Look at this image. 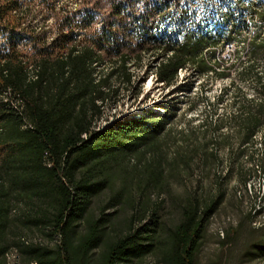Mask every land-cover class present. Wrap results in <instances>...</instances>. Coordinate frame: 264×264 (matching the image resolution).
Returning <instances> with one entry per match:
<instances>
[{"label": "trees", "instance_id": "1", "mask_svg": "<svg viewBox=\"0 0 264 264\" xmlns=\"http://www.w3.org/2000/svg\"><path fill=\"white\" fill-rule=\"evenodd\" d=\"M184 1L0 0L1 264L13 252L23 264H133L149 255L162 264H195L205 228L226 198L228 178L236 175L246 188L264 171V156H251L258 169L244 164L256 135L264 136L259 74L260 102L244 100L228 118L235 132L225 138L221 121L175 128L176 113L167 108L100 124L107 106L118 100L114 81L132 84L146 55L166 56L153 72L168 87L184 69L217 73L219 47L238 35L233 30L223 37L205 25V14L191 19ZM234 9L260 19L248 48L264 56V2L236 0L219 10L215 25L226 23ZM141 93L142 88L134 97ZM235 141L237 152L230 150ZM224 149L227 172L209 188L200 184L176 198L177 221L159 235L166 201L152 202L145 188L165 189L181 168L218 166ZM115 168H131L145 184L134 196H126L122 186L109 197V208L125 199L131 215L122 223L105 213L88 217ZM36 234L47 243L34 240ZM252 248L264 258V240Z\"/></svg>", "mask_w": 264, "mask_h": 264}, {"label": "rangeland", "instance_id": "2", "mask_svg": "<svg viewBox=\"0 0 264 264\" xmlns=\"http://www.w3.org/2000/svg\"><path fill=\"white\" fill-rule=\"evenodd\" d=\"M235 1H184L190 10L191 19H202L206 15L208 19H202L205 25L217 30L223 37L233 30L238 35L235 41L225 44L224 48L219 47L215 57L219 63L217 73L202 74L194 68L184 69L179 71L177 83L168 87L158 83L153 72L155 65L166 59V56L161 53L146 55L142 67L135 69L132 84L114 81L113 86L118 91V100L116 104L107 106L100 124L106 127L116 120H124L133 115L137 117L138 114H147L153 109L163 112L162 108H167L171 113H176L175 116H171L172 126L179 130L190 129L191 127H188L190 124L199 129L205 121L211 123L221 121L224 138L225 135L234 133V127L228 118L240 112V105L244 100L260 102L259 82L255 75L264 77V56L258 48L254 51L248 48V41L254 39L255 33L259 30L260 19L249 12L234 9L226 23L221 26L215 25L216 20L220 18L219 10L225 12ZM241 1L245 4L264 2V0ZM163 27L164 37L167 38L169 24H164ZM140 88L142 93L135 98L134 93ZM164 138L161 136L160 140L163 141ZM231 149L237 152L239 143L233 142ZM221 155L223 163L211 169L181 168L179 174L174 176L173 180H169L167 187L160 190L153 189L152 186L145 188L144 182L133 174L131 168L128 171L115 168L110 176L109 186L93 198L87 216L97 218L105 213V216L122 223L131 215V205L123 199L118 206L109 208L110 195L122 186L128 189L126 196H134L145 188L152 202L166 201L160 212L162 226L159 235L164 236L167 228L171 227L179 216L177 208L174 207L175 199L194 190L200 184L201 189L209 188L210 185H214L220 174L227 172L228 149L222 150ZM252 155L255 159L264 156V136L261 132L256 135L254 143L248 147L244 157L246 167L258 169V161L252 160ZM123 161L126 162L127 159ZM225 188L226 198L205 228L195 264H264V258L252 248L257 242L264 240V171H259L253 176L246 188L236 175H231L225 183ZM228 231L230 235L226 239ZM33 239L42 243L48 241L46 236L40 234H36ZM6 264L23 262L18 254L13 252ZM133 264L162 263L158 262L156 255H149Z\"/></svg>", "mask_w": 264, "mask_h": 264}]
</instances>
